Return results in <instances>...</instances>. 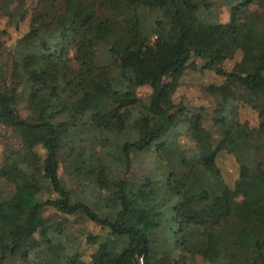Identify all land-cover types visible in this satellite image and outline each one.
I'll use <instances>...</instances> for the list:
<instances>
[{
	"label": "trees",
	"instance_id": "obj_1",
	"mask_svg": "<svg viewBox=\"0 0 264 264\" xmlns=\"http://www.w3.org/2000/svg\"><path fill=\"white\" fill-rule=\"evenodd\" d=\"M35 2L29 30L8 52L0 42V126L43 149L32 163L7 150L0 164V264H80L68 232L72 215L102 228L86 235L96 262L190 264L201 257L208 264H264V0ZM218 3L231 12L227 36L205 53L193 43L221 27ZM0 13L18 28L30 14L28 0H0ZM246 42L247 71L225 69ZM195 56L224 77L207 87L221 133L210 154L198 143L182 147L174 136L178 125L197 142L204 133L202 107L189 114L171 101ZM92 86L101 95L88 122L84 102ZM142 86L152 89L147 99L138 95ZM239 88L245 93L238 98ZM243 103L257 111L258 125L241 120ZM136 153L167 163L140 170ZM226 153L236 160L233 186L218 163ZM61 163L98 196L80 198Z\"/></svg>",
	"mask_w": 264,
	"mask_h": 264
},
{
	"label": "rangeland",
	"instance_id": "obj_2",
	"mask_svg": "<svg viewBox=\"0 0 264 264\" xmlns=\"http://www.w3.org/2000/svg\"><path fill=\"white\" fill-rule=\"evenodd\" d=\"M30 14L28 18L22 21L18 28L15 25H10L8 23L7 18L0 13V42H5L7 44L6 52L11 49L19 37L29 30L30 26V17L33 7L35 6V0H28ZM218 11L220 13V28H212L209 31L200 33L194 43L193 46L195 48H201L205 53H210L213 49L225 41L227 36V32L223 30V26L228 24L231 18V12L227 9L226 6L221 3L217 4ZM263 11L262 9L260 12ZM150 17L149 14H147ZM229 36L227 37L228 41ZM105 45V44H104ZM103 44L99 47V61L106 62L107 57L105 55V46ZM251 53V44L246 42L243 44V48L236 52L234 58L227 60L223 67L228 70H232L234 66H237V71L240 73H245L247 71V60ZM194 68H188L183 76L180 79L179 86L174 91L172 96V102L177 105H184L189 114H193L198 112L202 107L204 109V133L199 136L198 142L194 139L188 137L185 133V128L183 125H178L175 131L174 136L180 137V142L182 147L190 148L193 150L198 143L199 147L203 148L204 154H210L213 149V144L220 138V130L219 127H216L213 122V117L216 116V112H214V108L216 107V98L209 94L207 91L208 85L216 84L220 85L224 81V77L217 75L214 71L208 69L206 67L207 60L201 57H193L192 59ZM168 80V79H167ZM166 80V81H167ZM152 89L149 86H142L138 90V95L142 99H147L150 95ZM245 93V90L241 88L236 90V96L239 98L242 94ZM101 95V90L96 87H91V95L89 100L85 103L86 115L85 120L90 122L89 118L92 117L93 108L96 106L98 99ZM64 102L59 104V107H64ZM240 113L239 117L243 122H248L251 126H256L259 123L258 113L254 110L250 105L240 104ZM18 109L20 113L26 117L30 115V111L28 109V103L25 100L19 102ZM26 145V146H24ZM7 150H16V153L13 158L16 159L18 157H23L28 159L30 163L33 162L34 158L37 157L38 153L43 152V149L35 143L33 139H27L24 142H21V139L17 135H15L10 129H6L3 126H0V164L4 159V155ZM143 156V157H142ZM190 154H188V157ZM135 157V166L140 170L145 168H153L154 169H162L165 167L167 161L161 162L154 155H146L136 153ZM191 157V156H190ZM261 157L264 160V151L261 152ZM219 166L221 167L223 177L230 184L234 185L236 176H237V166L236 160L233 155L225 154L220 155L218 158ZM154 164V165H153ZM153 165V166H152ZM63 163H61L60 173L65 178L68 186L74 189L77 192L78 196L82 199H86V195L90 194L93 196H98V192L94 190L93 187L86 189L81 185L80 179L73 180L72 176L66 172ZM101 213L100 211H98ZM45 215L59 217L58 214L55 213L52 209H47L45 211ZM68 222V232L71 234L72 238L76 241V250L82 254L80 259V264H111L113 258L106 257L105 259L95 261L93 252L95 251V247L92 244H89L86 239V235L88 233H101L103 232L102 228L98 226L92 220L82 216V215H72L69 216ZM106 231V230H104ZM113 240L111 250L116 253V244ZM178 250V249H177ZM180 254V251H177V254ZM114 255V254H113ZM179 256V255H178ZM137 261L139 264L142 263V257H138ZM190 264H208L203 261L201 257H196L195 260L191 261Z\"/></svg>",
	"mask_w": 264,
	"mask_h": 264
}]
</instances>
